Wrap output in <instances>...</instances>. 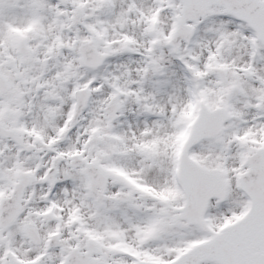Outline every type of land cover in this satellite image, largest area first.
<instances>
[{
	"label": "snow or ice",
	"instance_id": "obj_1",
	"mask_svg": "<svg viewBox=\"0 0 264 264\" xmlns=\"http://www.w3.org/2000/svg\"><path fill=\"white\" fill-rule=\"evenodd\" d=\"M0 264H264V0H0Z\"/></svg>",
	"mask_w": 264,
	"mask_h": 264
}]
</instances>
